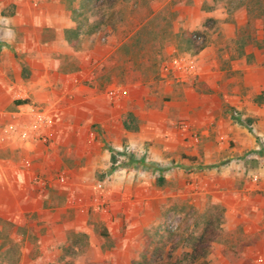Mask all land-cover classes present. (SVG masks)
<instances>
[{
	"label": "crops",
	"instance_id": "obj_1",
	"mask_svg": "<svg viewBox=\"0 0 264 264\" xmlns=\"http://www.w3.org/2000/svg\"><path fill=\"white\" fill-rule=\"evenodd\" d=\"M214 3L161 0L157 10L168 6L175 20L163 48L165 59L154 73L133 60H111L116 47H101L97 57L81 50L79 57L70 37L73 23H61L58 13H39L36 0L30 5L0 0V207L43 220L40 227L61 230L62 236L41 237L35 264L53 261L52 255L57 259L59 250L52 244L67 241L66 233L90 234L80 220L88 209L82 197L101 192L104 207L97 209L94 202L89 207L107 227L114 223L113 210L130 213V225L142 229L161 204L199 213L213 204L222 210L224 237L204 264H223V259L250 264L264 256V48L249 41L233 56L223 52L228 47L220 40L192 45L191 36L205 17L223 25L216 34L225 38L246 24L245 3L230 10ZM150 8L154 11V3ZM191 46L198 51L196 73L179 78L171 61L192 56ZM60 57L70 67L63 70ZM108 66H114L113 73ZM36 109L53 123L32 132ZM128 144L133 153L122 150ZM172 162L176 168L169 167ZM33 175L49 180L42 190ZM59 175L65 176L63 183L56 180ZM99 181L102 190L96 189ZM111 191L114 199L107 201ZM61 199L65 206L55 209L64 214L48 212ZM49 213L52 220L46 219Z\"/></svg>",
	"mask_w": 264,
	"mask_h": 264
},
{
	"label": "rangeland",
	"instance_id": "obj_2",
	"mask_svg": "<svg viewBox=\"0 0 264 264\" xmlns=\"http://www.w3.org/2000/svg\"><path fill=\"white\" fill-rule=\"evenodd\" d=\"M27 1L29 4L30 0ZM36 1L38 3L36 10L38 9L39 13L49 17L58 13L61 23H73L74 29L70 37L76 43L74 49L79 57L81 50L89 52L92 57H97L101 53V47H111V51L116 47L110 55L111 60L119 59L123 61L122 63L133 60L142 66L141 69L154 70V73L159 70L165 59L163 48L167 46L166 42H169L170 34L173 33L171 21L175 18L172 17L168 6L157 10L161 0H58L56 4L46 0ZM262 1L263 8L257 5V0H215L213 7L224 5L229 10L237 2L245 3L248 7L246 24L225 38L216 34L223 29V25L216 22L213 17H205L201 21V26L191 36L192 45L198 48L220 40L225 42L226 48L228 47L227 51L223 52L233 56L238 55L239 47L249 41L255 48H264L262 39L264 23L256 21L258 14L264 15V0ZM151 3L155 5L154 11L150 8ZM8 11L14 12L15 7L8 8ZM228 20L230 23V18ZM8 24L4 23V26H9ZM45 36L50 39L53 34L49 32ZM194 46H191L188 52L193 53L192 57L198 52ZM11 52L15 53V56L20 54L13 48ZM65 57H60L63 70L70 67ZM24 69L26 68L23 67L19 76L23 77ZM125 70L123 68L122 73ZM113 71L114 66H108V72ZM169 167L176 168L177 163L172 162ZM162 184L157 178L155 185L158 189ZM112 193L113 191L109 198H106L107 201L114 199ZM102 200L105 201L103 198ZM154 200L152 199L153 203ZM175 200L177 201V198ZM82 202L88 209L80 220L88 224L91 235L76 231L66 233L67 241L52 244L59 250L58 258L52 255L54 260L47 264H78L88 250L91 254L83 259V264H204L206 257L215 252V243L219 246V240L224 237L221 228L223 213L219 206L213 204H208L200 213L199 210L192 208L181 211L177 208L169 210L161 204L153 210L151 219L147 218L148 225L141 229L130 225L132 219L130 213L127 215L120 210H115L116 212L113 210L114 223L107 227L99 216H92L90 208L91 202L93 203L92 195L82 197ZM64 206L65 199L58 200L49 206L48 212H59L60 210L55 208ZM50 213L46 215L47 220L54 217ZM59 213L64 214L62 211ZM43 222V220L36 222L28 215L24 217L22 213L18 216L14 210L6 211L0 207V264H35L41 254L43 244L40 241L41 237L61 236V230L58 232L40 227ZM47 245L45 243L44 246L49 249ZM255 258L253 257L250 264H254ZM222 261L223 264L226 263L225 259Z\"/></svg>",
	"mask_w": 264,
	"mask_h": 264
},
{
	"label": "built area",
	"instance_id": "obj_3",
	"mask_svg": "<svg viewBox=\"0 0 264 264\" xmlns=\"http://www.w3.org/2000/svg\"><path fill=\"white\" fill-rule=\"evenodd\" d=\"M171 63H172V67H174V69L178 73L177 76L179 78L180 77L182 78L183 76H186V75L196 73V69H197L196 60L192 56H190V57H175L171 61ZM166 69H169V67L167 66ZM108 93L110 96L114 95L115 94L114 89H110L108 91ZM33 118H34V120L32 121V123L30 125V131H32V132L38 131L40 128L49 126L53 123L52 117H50V115L43 112L41 109H36L33 112ZM8 128L10 131L14 130V126H12V125H10ZM26 132L22 133L23 136L24 135L26 136ZM122 150L124 152H127V153H133L135 151V148L128 144V145L123 146ZM117 165H119V163ZM118 169H119V167H117L115 169L116 173L119 172ZM252 178L254 180H257L258 175L255 174V175H253ZM56 180H58V182H60V183H63L65 181V176L59 175ZM48 181L49 180L44 179L38 175H33V177H32V182H33V184H35V186L37 187L38 190H42ZM103 187H104L103 182L99 181L96 183V189L97 190H102ZM93 202L95 204L94 207H96L97 209H101L102 207H104V204H105L104 201L102 200V196L100 193L93 197ZM254 264H264V256L263 255L257 256L254 260Z\"/></svg>",
	"mask_w": 264,
	"mask_h": 264
},
{
	"label": "trees",
	"instance_id": "obj_4",
	"mask_svg": "<svg viewBox=\"0 0 264 264\" xmlns=\"http://www.w3.org/2000/svg\"><path fill=\"white\" fill-rule=\"evenodd\" d=\"M257 5L259 6H261L262 8H263V1L261 0V1H259V0H257ZM260 16H264V15H262V14H258V17L257 18H260V19H262L263 20V23H264V18H262V17H260ZM262 30H263V39H264V24H263V28H262ZM202 47V45L201 46H199L198 48H201ZM125 126H126V123H125ZM193 259H195V258H193Z\"/></svg>",
	"mask_w": 264,
	"mask_h": 264
}]
</instances>
